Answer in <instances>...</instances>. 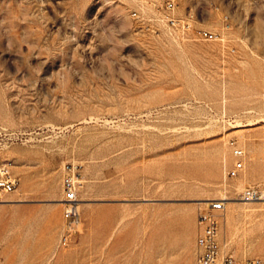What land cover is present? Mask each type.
I'll list each match as a JSON object with an SVG mask.
<instances>
[{
	"label": "rangeland",
	"instance_id": "374dc122",
	"mask_svg": "<svg viewBox=\"0 0 264 264\" xmlns=\"http://www.w3.org/2000/svg\"><path fill=\"white\" fill-rule=\"evenodd\" d=\"M168 1L0 0V264H196L199 207L223 198V249L264 258V200L241 201L264 190V0H175L220 41Z\"/></svg>",
	"mask_w": 264,
	"mask_h": 264
},
{
	"label": "built area",
	"instance_id": "2783aa9c",
	"mask_svg": "<svg viewBox=\"0 0 264 264\" xmlns=\"http://www.w3.org/2000/svg\"><path fill=\"white\" fill-rule=\"evenodd\" d=\"M175 0H169L166 4L168 14L166 18L168 23L183 35L191 36L194 40L220 41L218 34L195 29L193 26V17L182 20L173 15L175 10ZM233 163L225 167V176L227 179H238L246 170V152L237 142L230 143ZM4 173L6 170H3ZM75 174L70 171L63 180V203L66 207L64 217L66 226L61 237V244L68 246L77 227L81 222V213L79 210L78 188L79 183L75 179ZM15 189V180L10 177L0 178V201L3 195L13 192ZM264 198V190L259 186L247 187L241 195V201L255 202ZM226 208V201L216 200L201 204L197 213L198 233L195 243L196 264H237L233 255L226 252L220 242L221 218ZM244 264H264V258L247 259Z\"/></svg>",
	"mask_w": 264,
	"mask_h": 264
},
{
	"label": "bare ground",
	"instance_id": "6f19581e",
	"mask_svg": "<svg viewBox=\"0 0 264 264\" xmlns=\"http://www.w3.org/2000/svg\"><path fill=\"white\" fill-rule=\"evenodd\" d=\"M220 200L229 201V200H227V198H223V199H220ZM262 200H264V198H262L260 201H262ZM209 201H212V200H209Z\"/></svg>",
	"mask_w": 264,
	"mask_h": 264
}]
</instances>
